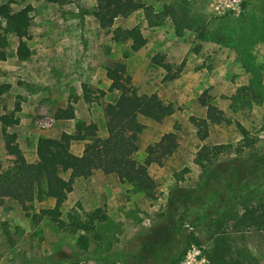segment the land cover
<instances>
[{
	"label": "rangeland",
	"instance_id": "374dc122",
	"mask_svg": "<svg viewBox=\"0 0 264 264\" xmlns=\"http://www.w3.org/2000/svg\"><path fill=\"white\" fill-rule=\"evenodd\" d=\"M7 1L11 2L12 10L26 5L32 6L30 24L32 36H74L79 40L76 56L79 57L81 70L85 68V71L71 78L70 81L77 82L75 85L70 82L66 91L59 92L56 96L59 99L56 102L57 107L65 101L76 103L82 100L83 84L95 91L92 96H98V91H96L98 88L91 84L94 82H90L92 78L94 79L92 76L95 75L92 61L97 59V56L102 57L101 50L106 46V42L108 45V39L96 27L93 17L85 14L93 8L94 3L91 5V0H65V3L60 5L51 4L46 0H0V5ZM142 1L159 11L164 2L168 0ZM186 6L190 15L194 20H198V23L192 22V29L180 34L176 33L168 17H164L158 26L149 27L142 18V11L136 12L134 17L131 16L130 19H134L132 22H136L145 36L146 43L140 51L144 54L141 59L138 57L139 53H129V58L126 59V72L132 77L136 71V65L144 58L143 65L146 70H149L150 78L145 85H140L134 80L133 82L139 90L142 86L146 91L159 94L164 89L162 82L164 71L150 64V56L158 53L164 54L167 59L176 63L183 61L182 71L173 84L181 87L186 83L188 88H191L182 95V97L186 95L184 103H182L181 96L175 99L171 93H164L165 96L174 98L172 101L176 108L175 111L178 112V119L176 118L173 124L177 123L180 127L179 134L186 130L182 134H185L187 139H189L188 133L193 134L192 131L188 132L190 130L188 118L190 115L200 114L201 106L197 102V97L207 90L212 96L211 101L218 105L228 117L240 122L249 130V135L254 140L251 147H241L239 153L226 155L223 159L249 156L252 159H258L261 157V167L264 170V0H246L242 5V12L237 17L232 14L216 15L209 0H186ZM119 22L120 20L115 21V25H119ZM4 25L5 21L0 17V36L3 38L0 44H3V49L10 55L13 47L17 45V40L14 36L3 33ZM28 45H31L30 48L33 51L35 50L32 42L31 44L28 42ZM112 45L114 47L111 54L113 65L120 61L121 54L127 52L128 47H121L115 42ZM197 71H200L201 75L195 77V80L188 81L189 75ZM101 76L102 74L99 73L95 79L100 81ZM256 76L260 80L262 76V101L260 103L250 102L249 107L243 106V108L235 105L236 109L233 110L230 107V96L238 87L248 86L250 80ZM68 79L70 77L66 80ZM100 87L104 88V85ZM99 90L105 91L104 89ZM113 99L114 94L96 97L91 104H79L77 112L82 113L84 108L92 109L93 115L97 116L98 125L104 128L105 120L101 118L103 106ZM164 100L172 102L168 98ZM192 105L194 108L190 109ZM55 107L50 108L45 104H40L36 107L33 123L38 128L44 129L37 124V120L50 117L54 121L45 128L53 127L55 119L52 109ZM203 110L205 111L204 107ZM164 129L162 126L160 130L148 128L144 136L149 137L153 134L154 138L158 137ZM181 141L185 144L184 140ZM205 143H231L235 147L242 146L241 135L234 124L212 126ZM198 144L199 142L193 146L194 151ZM174 155L179 156L177 151ZM141 156H143V149H140L138 153V157ZM186 156L188 157V153L185 159H180L178 164L168 169L167 172L161 174L154 171L152 173L156 177L154 179L156 198L150 199L138 192L142 200L126 211L122 218L94 220L87 230L71 224V220L74 219L85 220V212L92 211L83 209L78 203L75 207H69L66 203L61 206L60 219L64 225L60 226L46 216L34 223L24 215L19 205L6 200L3 205H0V264H168L169 260L182 248L189 234L196 236L199 244L191 243L186 251L191 245H195L201 250L206 264H210L207 252L216 243L210 235L213 225L211 221L216 218L213 216L212 205L218 197L209 195L208 208L205 206L208 203L203 206L192 203L178 208L176 215L178 222L175 230L180 240L178 245L170 248L166 255L162 254L161 245L163 243L167 246L169 239L162 229H154L167 225V201L175 188H191L204 181L202 170L191 163L190 157ZM171 159L174 160L173 157ZM0 160L5 164L1 138ZM51 207L48 198L41 202L34 201L32 212L36 213L41 208ZM99 209L103 211L101 207ZM206 214L211 216L207 221L204 217ZM145 219H149L147 225L143 223ZM186 224L191 228L186 227ZM149 232L148 239H155L154 244L149 243L147 239ZM229 232L225 231V234H230L228 242L232 247L234 257L237 252L245 253L246 250L253 258H251L252 264H264V230H252L241 235ZM79 236L86 238L87 247L85 249L80 246ZM150 245H152L150 253L154 255L148 253Z\"/></svg>",
	"mask_w": 264,
	"mask_h": 264
},
{
	"label": "trees",
	"instance_id": "16d2710c",
	"mask_svg": "<svg viewBox=\"0 0 264 264\" xmlns=\"http://www.w3.org/2000/svg\"><path fill=\"white\" fill-rule=\"evenodd\" d=\"M46 1L60 5L65 3V0ZM93 1V8L85 14L93 17L102 34L110 35L113 42L128 47L120 61L105 69V76L110 81L106 91L98 89L96 90L98 96L94 97L92 95L95 91L86 84L82 85V99L85 103H91L94 98L107 93L114 94V99L103 106L107 136L103 138L99 135L97 123L77 120L71 133L62 132L59 138L40 137L35 146L38 161L28 163L19 147L16 134L8 130L18 120L13 112L0 115L1 139L5 154V164L0 160V205L10 200L19 205L24 215L34 223L46 216L58 225H64L60 219V208L72 191L75 179L78 177L87 179L95 170H101L105 174L115 173L121 182L131 185L135 192H141L150 199L156 198V184L148 172V167L153 164L162 167L176 153L179 146L178 134L181 129L175 123L171 130L161 133L157 140L149 143L143 150V156L138 157L139 136L146 128L140 122V118L161 124L164 118L175 112L176 108L173 102L162 99L157 92H141L132 77L127 74L126 59L129 53L141 49L146 43V38L138 26L132 28L116 26L115 20L127 18L140 10L147 26H158L164 17H168L177 34L191 30L192 22L198 23V20H194L190 15L186 0H168L159 11L142 0ZM31 13L30 5L17 10H12L11 2L8 1L0 5V17L5 21L2 31L16 38L15 55L22 61L31 56L27 43L30 39L28 30L32 20ZM2 40L0 36V41ZM2 45L0 44V61L6 60L9 56ZM151 63L164 71L163 83L175 80L184 66L183 61L176 63L167 59L164 54L158 53L151 57ZM5 89L6 86L0 84V94ZM262 89V76L261 80L256 76L250 80L248 86L238 87L230 96V107L235 110V105L243 108V106L249 107L250 102L260 103ZM211 99V94L205 90L197 97L198 104L205 108V116L190 115L188 118L199 141L190 162L202 170L204 181L191 188H175L167 201V225L154 229H162L169 239L167 246L163 243L161 245L162 254L166 255L168 250L177 246L180 240L175 230L178 208L192 203L200 206L208 203L205 205L208 208L209 195L218 197L214 204L212 203L213 216L216 218L211 221L213 225L210 235L216 243L207 252L210 264H252V256L246 250L245 253L239 251L235 257L233 256L232 247L228 242L230 234H225V231L241 235L252 230H264L262 158L252 159L249 156L223 159L226 155L239 153L241 147H251L254 140L250 137L249 130L240 122L228 117ZM16 110L18 107L14 111ZM54 118L74 119V107L68 103L65 108L57 109ZM232 124L241 135L242 146L235 147L231 143H205L212 126ZM74 141H81L84 145L80 156L74 155L70 150ZM46 198L54 200L53 207L41 208L33 213V202H41ZM85 217L83 221L71 220V224L87 230L94 220L107 219L100 209L85 212ZM204 217L207 221L211 216L206 214ZM148 236L150 232L147 239ZM186 238L182 248L168 264L179 261L191 243L199 244V239L193 234L187 235ZM78 241L83 249L87 247L84 236H79ZM148 241L154 244L155 239ZM151 247L152 245L148 253L154 255L150 253Z\"/></svg>",
	"mask_w": 264,
	"mask_h": 264
},
{
	"label": "crops",
	"instance_id": "0c3cea01",
	"mask_svg": "<svg viewBox=\"0 0 264 264\" xmlns=\"http://www.w3.org/2000/svg\"><path fill=\"white\" fill-rule=\"evenodd\" d=\"M91 3V5H93L94 1L91 0ZM139 11L140 10L136 12ZM136 12L132 13L130 17L128 16L127 18H117L115 21L120 20L119 25L128 28L137 26L135 21L132 22L134 19H130L131 16L134 17ZM137 22H139V20H137ZM95 23L96 27L99 29L98 23L96 21ZM116 26H118V24ZM28 33L29 36H31V39H29L27 43L29 42L31 44L32 42L33 47L35 48V50L33 51L30 48L31 45H28L31 50V56L27 60H19L15 55V45L11 54L6 58V60L0 61V84L6 86V89L0 94V115L3 113L13 112V115L18 120V122L8 128V130L9 132H13L16 134L17 142L19 144V147L24 152L26 161L28 163H36L38 161V158L35 153V146L37 140L40 137L59 138L62 132L71 133L74 130V124L77 121L76 119L97 123V116L93 115L92 109L88 110L87 108H84L82 113L77 112L79 104H86L83 99L78 100V102L76 103L73 101H65L59 104L58 107L56 105V102H58L59 100L56 98V96L59 94V92L66 91L65 89L68 87V83L70 82L75 85L77 82L70 81L71 78L77 73H84L85 71V68L81 70L82 68L80 65L79 57L77 58L76 56V53L78 51L77 46H79L78 38L74 36H32L31 28L28 30ZM105 38L108 39V45L106 42V46L101 50L102 57L100 58L97 56V59H94L92 61L94 63L92 68L95 75L92 76L94 77V79L92 78L93 80L91 79L90 82H94L91 84H93L95 88L104 89L106 91L110 85V81L105 76V69L112 66L113 59L111 58V54L114 50V47H112L113 41L110 39V35H106ZM118 45L121 47L126 46L123 44ZM141 50L142 49H139L135 52L137 54L139 53L138 57H140V59L144 57V54L140 52ZM127 58H129V55ZM143 59L141 63L136 65V71L132 76V80L136 81V83H139L140 85H145V82L150 78L149 70H146V67H144L145 65H143ZM150 64L153 65L152 63ZM99 73L100 75L102 74V76L99 78L100 81L98 79H95V77L99 75ZM198 75H201L200 71L192 73V75H189L190 79L188 81H192V79L195 80V77H197ZM47 77L51 78L47 80ZM69 77L70 79L66 80ZM183 79L187 81L186 78ZM173 82L174 80L168 83H164V89L158 94L162 99L168 98L171 101L174 100V98L165 96L164 93H171V95H174L176 99L180 96L182 97V95L188 90H191V88H188V85H186V83H180L183 85L181 87H176ZM100 85H104V88L100 87ZM140 87V91L142 90L141 92L152 93L149 92V90L146 91V89H144L142 86ZM46 92H48V94H46ZM185 97L186 95L181 98L183 101L182 103H184ZM68 103H70L74 107V119L56 120L54 118V126L44 129L38 128L33 123L36 107H38L40 104H45L50 108L56 106L54 109H52V114L54 117V112L59 108H65ZM17 107L18 110L14 111ZM188 108L190 107L188 106ZM193 108L194 106L192 105L190 109ZM177 113L178 112L175 111L171 116L164 118L161 124L154 123L146 118L141 117L140 122L143 123L146 128L139 136V150H144V148L149 143L154 142L160 136L158 132V137L155 136L154 138L153 134L152 136L150 134L149 137H145L144 135L148 128L160 130L162 126L165 129L161 133L171 130L172 125H174L173 123L177 118ZM102 114L101 118L103 119L104 116ZM195 116H205L203 107H200V114ZM98 127L100 133L99 135L103 138L106 137L107 133L105 127L103 128L99 125ZM188 127L190 129L188 130V132L192 131L193 133L192 135H190L191 133H188V135L186 134L189 139L186 138L185 134H182L183 132H186V130L178 134L179 146L177 148V152L179 156H176L177 154L173 155L172 157L174 158V160L170 158V160L167 161L163 167H158L154 164L148 167V170L150 171L149 174L153 179H156V177L152 175L154 171L163 174L167 172L168 169L174 168L175 164L177 165L180 159H185V155L187 153L188 157H190V155L194 152L195 147L193 146L196 145L199 141L195 135L194 127L191 124ZM144 139H146V141ZM181 140H184L185 144H182ZM83 148L84 145L81 141H74L71 144L70 150L74 155L80 156L83 153ZM139 194L138 192H135L133 190V187L128 183L121 182L115 173L105 174L101 170H95L93 174L87 179L81 177L75 179L73 189L68 194L65 203L69 207H75V205L78 203L85 210H96L101 207L103 209L102 212L107 217V220L120 219L122 218L123 214L126 213V211L134 206V204H137L142 200V196H140ZM48 201L49 205H52L53 207L54 200L48 198Z\"/></svg>",
	"mask_w": 264,
	"mask_h": 264
},
{
	"label": "built area",
	"instance_id": "2783aa9c",
	"mask_svg": "<svg viewBox=\"0 0 264 264\" xmlns=\"http://www.w3.org/2000/svg\"><path fill=\"white\" fill-rule=\"evenodd\" d=\"M246 0H209V4L213 8L216 15L232 14L237 17L242 12V5ZM53 118L44 117L37 120V124L40 127H48L52 124ZM145 225L149 223V219L143 221ZM191 228L187 224L185 225ZM175 264H206V260L202 255V252L195 245H191L185 252L183 258Z\"/></svg>",
	"mask_w": 264,
	"mask_h": 264
}]
</instances>
